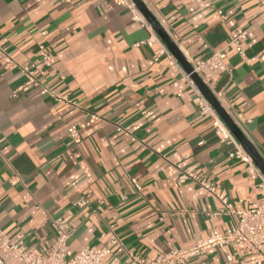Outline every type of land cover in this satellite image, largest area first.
Instances as JSON below:
<instances>
[{"label":"crops","instance_id":"0c3cea01","mask_svg":"<svg viewBox=\"0 0 264 264\" xmlns=\"http://www.w3.org/2000/svg\"><path fill=\"white\" fill-rule=\"evenodd\" d=\"M144 2L188 62L241 36L243 52L229 47V70L208 86L264 158L260 0ZM150 37L112 0H0V228L10 238L47 253L52 220L62 217L73 228L69 255L115 234L154 259L174 245H196L211 230L226 232L237 218L214 216L221 202L198 181L181 183V173L207 179L236 209L264 198L259 181L231 156L235 146L200 113L174 67L180 62L173 55L155 60L159 44ZM40 45L52 65L39 86L21 90L27 78L15 64L40 58ZM81 198L88 205L76 206ZM183 264L257 263L229 246Z\"/></svg>","mask_w":264,"mask_h":264},{"label":"built area","instance_id":"2783aa9c","mask_svg":"<svg viewBox=\"0 0 264 264\" xmlns=\"http://www.w3.org/2000/svg\"><path fill=\"white\" fill-rule=\"evenodd\" d=\"M112 1L117 5L126 6L131 11L134 19L150 31L151 37L148 43L151 45L154 43L159 44V49L155 53V60L163 55L173 58L166 44L158 37L151 24L132 0ZM260 2L264 6V0H260ZM262 18L264 20V13ZM240 38L241 36L234 38L225 49L213 50L207 59L200 62L188 59L193 67L192 73L184 71L178 62H175L174 67L182 71L184 79L192 87L195 103L200 113L211 119L219 139L235 146V151L231 156L240 159L246 165L248 175L252 179L258 180L259 187L264 191V174L192 79V74L196 73L209 85L212 77L228 71L229 67L226 63L227 49L235 45L239 53H242ZM39 51L40 58L32 63L15 64V67L19 68L27 78V82L21 87V90H27L30 86H39L41 83L39 76L44 75L46 67L52 65L53 56L47 51L46 47L40 45ZM0 56H6L2 41H0ZM69 136L76 142L80 141L79 130L75 127L69 128ZM179 167L181 168V165ZM178 179L181 183L188 180L198 181L204 189L214 195L222 204L213 215H235L237 218L233 225L226 232L209 231L206 237L201 238L196 245L190 248H180L174 245L154 259H148L142 253L128 249L115 234L110 236L106 244L92 245L74 255H69L68 241L73 228L70 227V223L65 218L61 217L52 220L55 240L47 253L19 243V241L6 235L0 228V264H183L193 261L211 249L225 250L229 246L240 249L243 256H254L257 264H264V198L255 203L250 209H236L221 190L207 179L198 180L194 173L189 172L181 173ZM133 183L138 190L142 189L135 179H133ZM88 203L87 198H81L75 202V205L83 207ZM228 260L233 261L234 257L228 256Z\"/></svg>","mask_w":264,"mask_h":264},{"label":"water","instance_id":"95a60500","mask_svg":"<svg viewBox=\"0 0 264 264\" xmlns=\"http://www.w3.org/2000/svg\"><path fill=\"white\" fill-rule=\"evenodd\" d=\"M138 9L141 11L143 16L147 19V21L151 24L157 35L162 39V41L166 44L171 54L180 62L187 73L193 72L192 65L187 61L182 51L176 42L171 38L168 34L164 26L157 19V17L153 14L151 9L147 6L144 0H132ZM192 79L195 84L201 90V92L205 95V97L209 100V102L216 109L218 114L224 120L226 125L229 127L232 134L237 138L240 142L244 150L249 154V156L254 160L255 164L260 168L262 173L264 174V158L258 152L253 143L247 138L243 130L240 126L235 122L233 117L228 113V111L224 108L221 102L218 100L216 95L210 89V87L198 76V74L193 73Z\"/></svg>","mask_w":264,"mask_h":264}]
</instances>
